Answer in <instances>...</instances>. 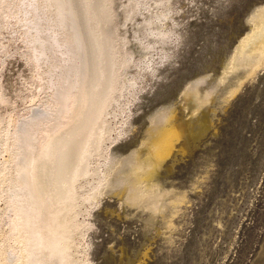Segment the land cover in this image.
Wrapping results in <instances>:
<instances>
[{"label": "bare ground", "instance_id": "6f19581e", "mask_svg": "<svg viewBox=\"0 0 264 264\" xmlns=\"http://www.w3.org/2000/svg\"><path fill=\"white\" fill-rule=\"evenodd\" d=\"M122 1L120 16L130 24L147 0ZM150 1L154 6L147 8L143 24L151 27L150 41L158 39L165 45L171 30L158 31L156 22L167 16L171 2ZM164 2L166 12L151 10ZM6 12L19 14L17 23L36 71V87L48 89L49 94L21 119L11 124L8 119L5 127L1 116L0 214L6 217L4 229L0 228V264H90L83 255L88 250L84 253L78 243L93 226L77 219L83 206L95 205L104 195L122 197L130 187L124 215L145 213L147 225L152 216L171 213L181 202L176 198L163 207L172 191H163L153 181L162 168L167 169L165 161L175 149L186 152L205 134L209 108L219 93L264 60V7L250 19L251 32L224 61L220 75L197 77L181 89L177 105L155 113L132 155L123 154L119 160L113 159L119 144L110 151L107 146L124 131L116 133L109 119L119 116L123 98L132 95L136 84L130 74L152 45L131 43L126 32L121 34L116 0H0V16ZM2 93L0 89V105H5ZM188 105L195 106L190 113ZM92 157L95 162L91 163ZM96 158L106 164H96ZM87 178L94 182L76 189V183ZM118 178L120 193L114 189Z\"/></svg>", "mask_w": 264, "mask_h": 264}, {"label": "rangeland", "instance_id": "374dc122", "mask_svg": "<svg viewBox=\"0 0 264 264\" xmlns=\"http://www.w3.org/2000/svg\"><path fill=\"white\" fill-rule=\"evenodd\" d=\"M169 2L167 12L166 2L151 8L167 14L156 22L158 31L171 30L165 47L158 39L150 41L151 27L143 24L147 8L154 6L152 1L147 0L129 24L120 16L123 1L116 0L121 34L126 32L131 43L152 46L145 52L147 58L135 62L130 77L136 85L132 95L123 98L122 112L109 119L116 133L124 131L108 143L109 151L120 146L114 160L132 155L153 115L177 105V94L191 81L220 75L224 61L251 32L250 19L264 7V0ZM9 13L0 16L4 26H0V89L7 99L0 105L2 124L21 119L49 94L48 89L36 87V71L28 58L19 14ZM241 77L211 104L205 134L189 145L188 153L175 149L178 153L166 159L167 169L162 168L153 181L163 191H172L163 207L168 208L169 200H181L171 213L156 214L147 225L145 213L125 217L130 187L127 193V188L121 191L120 175L114 189L122 197L104 195L95 205L82 207L77 219L93 226L78 243L84 253L88 250L83 255L90 264H264V60ZM194 107L188 105L187 113ZM3 158L1 154L0 162ZM105 161L97 159L96 164ZM93 182L82 179L75 187H89ZM4 217L0 214L1 229Z\"/></svg>", "mask_w": 264, "mask_h": 264}]
</instances>
